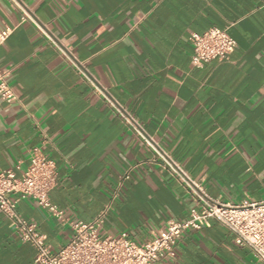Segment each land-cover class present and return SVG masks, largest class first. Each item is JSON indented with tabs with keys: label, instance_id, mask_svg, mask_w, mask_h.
<instances>
[{
	"label": "crops",
	"instance_id": "1",
	"mask_svg": "<svg viewBox=\"0 0 264 264\" xmlns=\"http://www.w3.org/2000/svg\"><path fill=\"white\" fill-rule=\"evenodd\" d=\"M71 56L212 199L264 202L263 0H19ZM21 11L0 0V74L14 92L0 100V172L32 148L56 164L49 199L72 220L108 207L102 236L143 243L193 198L161 167L135 130L97 94ZM225 29L236 48L224 62L191 64V32ZM17 174H20L18 172ZM16 198L15 195L11 196ZM17 213L53 251L71 228L31 199ZM157 264H262L214 219L178 240ZM35 250L0 213V264H34Z\"/></svg>",
	"mask_w": 264,
	"mask_h": 264
},
{
	"label": "built area",
	"instance_id": "2",
	"mask_svg": "<svg viewBox=\"0 0 264 264\" xmlns=\"http://www.w3.org/2000/svg\"><path fill=\"white\" fill-rule=\"evenodd\" d=\"M21 11V22L34 25L55 51L68 60L88 85L99 94L132 127L144 143L154 152L160 165L176 178L191 194L193 206L184 220L169 219L165 228L143 243H136L127 233L119 236H102L108 207L91 221L72 220L65 211L51 203L49 192L57 181L54 161L34 147L30 151L25 167L16 163L0 172V213L20 240L30 244L35 250L34 264H157L163 259H173L181 235L188 229L199 230L214 219L230 231L235 242L247 246L254 258L264 264V202L241 201L238 204L209 198L199 186L174 160L150 137H147L135 120L127 115L108 95L106 90L77 62L69 51L41 24L19 0H10ZM264 6V0H263ZM12 28L0 29V45L8 38ZM191 45V64L199 68L210 61L224 62L236 48V41L225 29L211 27L203 33L188 35ZM15 99L12 88L0 74V100L11 103ZM20 172V174H17ZM15 195L16 198L11 196ZM33 199L61 224L71 228L68 242L53 251L36 224L22 218L17 213L20 199Z\"/></svg>",
	"mask_w": 264,
	"mask_h": 264
}]
</instances>
